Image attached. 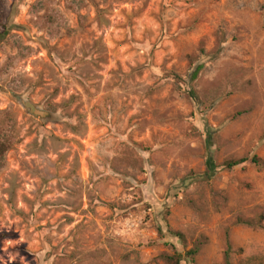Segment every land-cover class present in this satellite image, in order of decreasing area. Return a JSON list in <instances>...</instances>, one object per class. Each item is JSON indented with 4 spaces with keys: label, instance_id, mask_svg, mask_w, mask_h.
Listing matches in <instances>:
<instances>
[{
    "label": "rangeland",
    "instance_id": "1",
    "mask_svg": "<svg viewBox=\"0 0 264 264\" xmlns=\"http://www.w3.org/2000/svg\"><path fill=\"white\" fill-rule=\"evenodd\" d=\"M6 32L0 264H264V0H0Z\"/></svg>",
    "mask_w": 264,
    "mask_h": 264
},
{
    "label": "trees",
    "instance_id": "2",
    "mask_svg": "<svg viewBox=\"0 0 264 264\" xmlns=\"http://www.w3.org/2000/svg\"><path fill=\"white\" fill-rule=\"evenodd\" d=\"M7 35L6 33L0 34V41ZM202 70V67H198L196 68V70L192 73V75L190 76V81H195L200 73V71ZM34 114H38L40 115L41 112L37 111V110H32ZM36 111V112H35ZM210 143V142H209ZM245 161H235V162H228L226 164V167L228 169H232L234 167H237L241 164H243ZM159 233L161 234V231H159ZM173 238L178 239L179 241L182 242L183 237L180 234H176V233H172ZM174 255L173 256H166L164 258L165 263L166 264H194V258L195 256L198 254L199 252V248L195 247L194 249L188 251V252H180L177 250V248H175L174 250Z\"/></svg>",
    "mask_w": 264,
    "mask_h": 264
},
{
    "label": "water",
    "instance_id": "3",
    "mask_svg": "<svg viewBox=\"0 0 264 264\" xmlns=\"http://www.w3.org/2000/svg\"><path fill=\"white\" fill-rule=\"evenodd\" d=\"M36 112V111H35Z\"/></svg>",
    "mask_w": 264,
    "mask_h": 264
}]
</instances>
